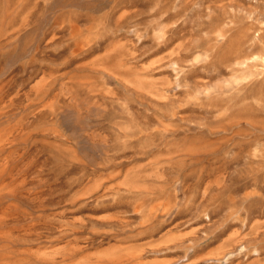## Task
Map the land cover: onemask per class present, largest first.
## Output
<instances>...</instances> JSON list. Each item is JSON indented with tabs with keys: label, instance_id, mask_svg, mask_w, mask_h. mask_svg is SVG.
Returning a JSON list of instances; mask_svg holds the SVG:
<instances>
[{
	"label": "rangeland",
	"instance_id": "rangeland-1",
	"mask_svg": "<svg viewBox=\"0 0 264 264\" xmlns=\"http://www.w3.org/2000/svg\"><path fill=\"white\" fill-rule=\"evenodd\" d=\"M0 264H264V0H0Z\"/></svg>",
	"mask_w": 264,
	"mask_h": 264
}]
</instances>
